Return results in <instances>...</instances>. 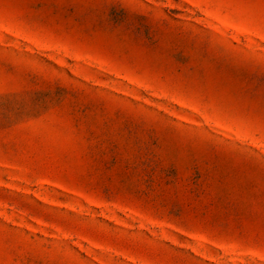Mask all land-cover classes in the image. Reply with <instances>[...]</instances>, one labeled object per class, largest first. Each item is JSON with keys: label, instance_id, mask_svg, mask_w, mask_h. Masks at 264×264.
<instances>
[{"label": "rangeland", "instance_id": "374dc122", "mask_svg": "<svg viewBox=\"0 0 264 264\" xmlns=\"http://www.w3.org/2000/svg\"><path fill=\"white\" fill-rule=\"evenodd\" d=\"M0 264H264V0H0Z\"/></svg>", "mask_w": 264, "mask_h": 264}]
</instances>
